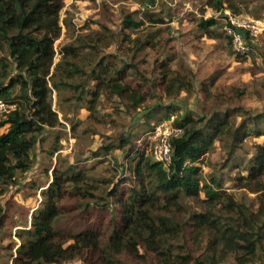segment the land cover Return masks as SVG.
<instances>
[{
  "label": "trees",
  "instance_id": "obj_1",
  "mask_svg": "<svg viewBox=\"0 0 264 264\" xmlns=\"http://www.w3.org/2000/svg\"><path fill=\"white\" fill-rule=\"evenodd\" d=\"M207 5L216 11L238 10L236 0H208ZM64 6L65 0H0V100L17 105L0 118V129L8 124L7 131L0 132V196L31 168L32 151L46 128L61 124L53 108L54 89L70 88V97L83 102L91 118L103 96L118 98L127 111L141 109L149 99L150 91L142 83L127 79L134 64L119 65L112 54L94 60L83 56L82 48L91 46L86 35L63 45L55 61ZM147 14L151 22H165ZM216 23L214 16H201L198 25L208 32ZM143 24L144 19L133 13L124 16V28ZM86 63L92 64L89 70ZM158 67L167 95L184 87L185 77H170L165 61ZM77 76L81 79L73 81ZM203 92L210 94L205 87ZM240 109L243 106L214 107L211 113L188 111L176 118L173 124L183 131L172 138L173 160L168 168L135 148L130 138L101 145L93 157L100 155L101 148L128 147V187L122 186L124 178L119 183L96 179L91 174L94 166L55 167L30 226L17 232L20 244L13 264H63L74 259L82 264H221L231 255L236 264L264 261V143L255 144L248 174L238 172L234 177L236 186L253 193V198L243 192L237 198L224 188V173L207 176L198 165L216 140L228 146L225 166L248 136L264 135V113H250L237 121L235 113ZM186 197L194 202H184ZM104 208L110 213L108 237L103 238L94 223L75 231L59 226L67 214L90 221L92 210ZM2 217L0 203V221Z\"/></svg>",
  "mask_w": 264,
  "mask_h": 264
},
{
  "label": "rangeland",
  "instance_id": "obj_2",
  "mask_svg": "<svg viewBox=\"0 0 264 264\" xmlns=\"http://www.w3.org/2000/svg\"><path fill=\"white\" fill-rule=\"evenodd\" d=\"M207 1L156 0L153 5H147L145 0H65L61 13L62 31L55 41V61L59 60L63 45L86 35V39L91 38V46L82 48L83 56L94 60L99 55L112 54L119 65L134 64L128 70L127 79L134 84L142 83L144 90L150 91L149 99L141 109L127 111L118 98L103 96L95 118H91L85 104L70 97L73 94L70 88L53 90V108L61 124L46 128L32 151L31 168L19 174V182L10 184L0 196L3 206L1 264H13L20 244L17 232L30 226L32 213L42 200L41 191L53 180L55 167L64 169L70 163L79 167L94 166L91 174L96 179L105 177L119 183L124 178L122 186L128 187L131 184L126 179L130 173L125 158L128 147L123 150L115 145L101 148L100 155L93 157V152L101 145L117 144L120 138L127 137L135 148L152 157L150 131L153 125L173 124L188 111L211 113L214 107L224 109L241 105L243 109L235 113L237 121L250 113H264V0H236V12L229 7L216 11ZM225 10L261 21L258 35L247 39L251 50L246 55L236 54L232 49L225 31ZM147 12H152L153 18H164L165 22H151ZM127 13H133L136 19L143 18L144 24L138 28H124L123 19ZM201 16H214L217 23L205 32L198 25ZM164 61L171 69L170 77H185L184 87L172 95L164 92L160 81L158 66ZM91 65L86 63L84 68L89 70ZM80 79L77 76L73 81ZM204 87L210 92L209 96L203 92ZM233 87L241 94L236 95ZM7 128L8 124L0 132H6ZM257 143H264V135L248 136L243 146L236 148L231 160L222 166L228 157V146L216 140L198 165L207 176L213 172L224 173V188L237 198L242 192L253 198V193L236 186L234 177L238 172L248 174L246 167ZM108 183L107 187L111 188L112 182ZM184 202L194 201L186 197ZM91 213L90 221L67 214L60 218L59 226L75 231L94 223L101 229L103 238L108 237L111 232L109 211L94 209ZM63 264L82 262L74 259ZM221 264H236V261L231 255ZM248 264H264V261L258 259Z\"/></svg>",
  "mask_w": 264,
  "mask_h": 264
},
{
  "label": "built area",
  "instance_id": "obj_3",
  "mask_svg": "<svg viewBox=\"0 0 264 264\" xmlns=\"http://www.w3.org/2000/svg\"><path fill=\"white\" fill-rule=\"evenodd\" d=\"M225 31L230 39L232 49L236 54L246 55L251 50L248 37L256 36L261 31V21L254 18H247L241 14H232L225 10ZM16 103L0 100V118L16 108ZM183 129L174 124L165 122L157 124L150 131V138L153 141L151 154L155 161L161 162L168 168L173 160L172 138L180 135Z\"/></svg>",
  "mask_w": 264,
  "mask_h": 264
}]
</instances>
